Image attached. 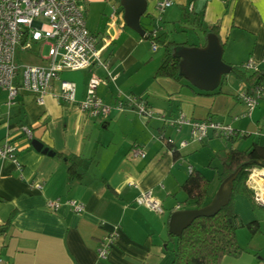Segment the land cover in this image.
Masks as SVG:
<instances>
[{"label":"crops","instance_id":"1","mask_svg":"<svg viewBox=\"0 0 264 264\" xmlns=\"http://www.w3.org/2000/svg\"><path fill=\"white\" fill-rule=\"evenodd\" d=\"M158 1L149 0L146 22L141 21L147 33L155 26L166 42L197 47L206 44L207 32L216 27L227 63L239 67L252 58L264 68V0H173L163 13L156 10ZM112 6L110 16L95 12L98 19L91 26L85 6L87 27L97 36L102 63L61 72L44 104L22 92L9 108L7 92L0 89V145L6 140L14 144L21 163L18 169L0 160V264H172L167 249L171 215L196 208L182 189L190 167L210 181L208 204L221 184L218 156L230 148L264 146V99L247 116L239 98L245 85L233 73L214 91L196 88L185 78L158 77L165 57L158 53L162 46L153 50L148 39L125 24L120 1ZM179 32L185 37L169 35ZM92 76L103 79L96 92L106 103L119 99L126 104L128 96H136L146 101L153 115L139 114L128 104L121 111L113 108L104 120L81 110L77 104L85 99ZM61 80L75 82L77 103L57 98ZM181 114L228 124L236 135L226 140L211 133L199 141L187 126L181 131L168 128L166 135L178 147L180 141L188 142L174 152L159 134L166 119ZM23 127L31 130L32 138ZM34 138L54 155L35 150ZM135 145L143 148L145 157L131 155ZM67 158L76 163L78 177H71ZM257 182L264 199V179ZM148 190L162 202L163 214L136 204L140 193ZM56 199L63 204L51 210L48 202ZM68 199L82 203L84 210L75 212L65 203ZM234 209L244 224L259 221L260 232L237 231L243 252L225 256L220 264H264V205L253 206L248 195L237 194ZM112 232H117V240L101 258L100 242Z\"/></svg>","mask_w":264,"mask_h":264},{"label":"built area","instance_id":"2","mask_svg":"<svg viewBox=\"0 0 264 264\" xmlns=\"http://www.w3.org/2000/svg\"><path fill=\"white\" fill-rule=\"evenodd\" d=\"M172 5L173 0H159L156 10L163 13ZM85 11V4L81 0H0V89L7 92L9 108L15 104L16 98L22 92L32 95L37 103L44 104L53 81L59 79L61 72L90 69L95 64L102 63L97 48V36L87 27ZM115 13L116 10L113 15ZM158 19L161 20L160 17ZM147 34L152 38L157 37L159 28L153 26ZM38 42H41L40 51L45 45L49 46L46 56L40 52L41 59L46 63L20 65L17 61L18 49L32 50ZM151 46L153 50L159 47L154 40L151 41ZM262 64H264V57ZM239 69L253 74L262 68L250 58L243 62ZM101 83H103L102 78L91 77L85 99L77 104L81 110L104 120L108 118L113 108L121 111L128 104L139 114L153 115L146 101L136 96H128L126 104L119 99L115 100L114 104L106 103L96 92L97 86ZM57 98L66 104L77 103L75 82L61 80V92ZM239 98L247 108L246 115L250 116L259 102L264 99V87L258 85L249 91L245 85L239 93ZM164 123L165 128L160 132L159 137L165 139L174 152L188 142L182 140L178 147L175 139L166 135L168 128L181 131L184 126H187L190 128L191 137L199 141L208 138L211 133L226 140L236 135V130L228 124L211 119L194 120L187 118L184 114L174 119H166ZM23 131L32 138L29 128L23 127ZM145 154L143 148L136 145L131 150V155L135 158H143ZM0 160L13 163L21 169L17 148L8 140L0 145ZM190 171L192 172L191 167ZM263 179L264 168L253 167L249 170L246 181L248 188L253 191L254 200L261 205H264V199L261 185L257 181ZM38 187L42 186L38 185ZM65 203L75 212L80 213L84 210V205L73 199H68ZM62 204L61 199L51 200L48 202V207L51 210H57ZM136 204L159 214L165 211L162 202L155 197L152 190L141 192L136 198ZM117 237V232H112L102 239L98 248L101 258L107 257Z\"/></svg>","mask_w":264,"mask_h":264},{"label":"trees","instance_id":"3","mask_svg":"<svg viewBox=\"0 0 264 264\" xmlns=\"http://www.w3.org/2000/svg\"><path fill=\"white\" fill-rule=\"evenodd\" d=\"M208 34L219 37L216 27L207 32ZM145 38L149 41L154 40L165 50L164 61L156 75L182 80L184 78L180 74L182 60L180 57L174 56V49L179 46L185 48L193 46L173 41L166 42L162 35L152 38L151 35L147 34ZM232 67V73L241 79L249 91L258 85L264 87V68L253 74H248L241 71L239 67ZM218 157L222 167L221 182L237 168H241L233 184L232 197L229 203L217 214L196 218L184 228L180 236L170 234L167 249L172 252V264H220L225 256H239L243 252L237 240L239 228H248L251 235L260 232L259 221L244 224L239 215L236 214L234 197L237 194H246L255 206L256 201L245 183L251 168L255 166L264 167V146L254 143L247 150L230 148ZM66 161L69 164L71 177H78L76 163L72 162L70 158H67ZM209 187L210 181L197 170H193L182 185V189L186 191L189 198L195 201L196 208L207 205ZM170 243L173 244L172 247H169Z\"/></svg>","mask_w":264,"mask_h":264},{"label":"water","instance_id":"4","mask_svg":"<svg viewBox=\"0 0 264 264\" xmlns=\"http://www.w3.org/2000/svg\"><path fill=\"white\" fill-rule=\"evenodd\" d=\"M120 4L124 9L125 24L141 37H145L147 32L141 19L148 15L149 0H120ZM223 55V43L213 34L207 35L204 46L187 48L179 46L174 49V56L182 60L180 74L194 87L206 91L216 90L224 77L232 73L233 67L224 60ZM31 144L35 150L43 154L54 155L53 150L36 138L31 140ZM240 169L237 168L221 182L216 194L207 205L174 212L170 218L169 232L180 236L184 228L196 218L215 215L225 207L232 197L233 184Z\"/></svg>","mask_w":264,"mask_h":264},{"label":"rangeland","instance_id":"5","mask_svg":"<svg viewBox=\"0 0 264 264\" xmlns=\"http://www.w3.org/2000/svg\"><path fill=\"white\" fill-rule=\"evenodd\" d=\"M85 3V6H88L89 8V26H91L93 23H96L97 17L94 16L95 12H102L105 14V16H110L111 13L113 12V4L114 0H83ZM142 23L146 22L145 17L142 18ZM158 23H162V20H157ZM155 20H153V23ZM170 36H174L175 38L176 35L178 36L177 39H182L185 37V33L179 32V33H174V34H169ZM40 43L38 42L37 44L34 45V48L29 51H22L18 49L17 52V61L20 65H25V64H45L43 60L40 57V52H42V55L46 56L49 52V46L45 45L41 51H40ZM151 44V41H150ZM158 53H165V50L161 48ZM41 61V62H40ZM241 228H239L237 231H239ZM242 229H246L249 233L250 231L246 227H242ZM251 234V233H250Z\"/></svg>","mask_w":264,"mask_h":264}]
</instances>
